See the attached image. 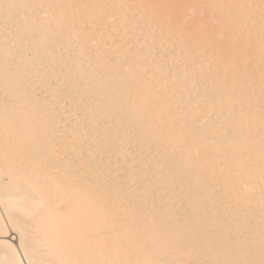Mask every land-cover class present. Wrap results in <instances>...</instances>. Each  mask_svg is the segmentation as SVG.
Masks as SVG:
<instances>
[{
    "label": "bare ground",
    "instance_id": "1",
    "mask_svg": "<svg viewBox=\"0 0 264 264\" xmlns=\"http://www.w3.org/2000/svg\"><path fill=\"white\" fill-rule=\"evenodd\" d=\"M199 2L0 0V264H264V0Z\"/></svg>",
    "mask_w": 264,
    "mask_h": 264
},
{
    "label": "rangeland",
    "instance_id": "2",
    "mask_svg": "<svg viewBox=\"0 0 264 264\" xmlns=\"http://www.w3.org/2000/svg\"><path fill=\"white\" fill-rule=\"evenodd\" d=\"M198 1V3H200L199 1H201V0H197ZM201 4V3H200ZM205 6V5H204ZM203 6V7H204ZM184 20L186 21V23L188 24L190 21H191V18H187V16H186V18H184ZM185 23V24H186ZM214 23H216L215 21H214ZM213 24V23H212ZM231 42H233L234 43V45H237V48L238 47H240V45L238 44L239 42L241 43V41H240V38L237 36V37H235ZM241 49V48H240ZM199 53L200 54H202L207 60H206V62H205V64H210V63H212V61H215V60H219V59H221L222 57H223V55L222 54H220L217 50H212V49H206L205 47H201L200 49H199ZM248 60H250V61H253L252 60V58H248ZM131 151V150H130ZM131 152H133V151H131ZM135 156V154L134 155H132V157H134ZM178 192H180V190H178V191H176L175 192V194H177ZM175 194H173V195H175ZM165 195V197H166V200H169L172 196L171 195H168V196H166V194H164ZM184 204V203H183ZM183 204H181V205H183ZM233 205H235V204H232V206L231 207H233ZM229 208V207H228Z\"/></svg>",
    "mask_w": 264,
    "mask_h": 264
}]
</instances>
